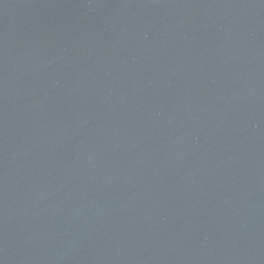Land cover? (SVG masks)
Returning a JSON list of instances; mask_svg holds the SVG:
<instances>
[{"label":"water","instance_id":"water-1","mask_svg":"<svg viewBox=\"0 0 264 264\" xmlns=\"http://www.w3.org/2000/svg\"><path fill=\"white\" fill-rule=\"evenodd\" d=\"M0 264H264V0H0Z\"/></svg>","mask_w":264,"mask_h":264}]
</instances>
